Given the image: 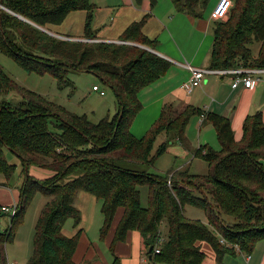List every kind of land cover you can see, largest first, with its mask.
I'll return each mask as SVG.
<instances>
[{
    "label": "trees",
    "instance_id": "obj_1",
    "mask_svg": "<svg viewBox=\"0 0 264 264\" xmlns=\"http://www.w3.org/2000/svg\"><path fill=\"white\" fill-rule=\"evenodd\" d=\"M140 3L142 0H135ZM156 0H152L154 3ZM31 24L6 10H0V51L13 57L30 73L53 74L61 87L72 83L70 70L97 74L117 97L116 113L94 123L87 114H76L36 91L18 85L0 69V174L11 180L18 166L6 157L11 150L21 161L20 199L12 223L0 230V264H6V247L16 234L14 227L40 191L49 198L40 211L28 264L77 263L74 255L82 231L63 232L70 219L82 221L74 196L86 191L103 201L105 216L101 228L106 237L119 209L123 210L111 244V264H123L116 244L131 230L144 237L155 264H202L203 241L210 243L219 260L238 246L251 254L264 240V121L262 111L244 120L241 140L235 138L230 118L193 105L182 111L165 105L153 127L141 138L131 124L142 108L139 91L164 77L171 63L156 52L128 43L70 41L54 37L47 28L61 24L78 9L87 11L85 37L95 38L92 20L96 4L90 0H0ZM181 12L201 16L211 0H173ZM226 21L214 23L211 69H264V0H232ZM145 18L131 25L121 41L155 48V41L143 33ZM259 43L255 55L251 48ZM16 92L13 103L7 94ZM205 115L214 125L221 148L200 147L197 155L209 166L207 174L194 175L171 168L166 175L149 169L175 139L185 142V131L195 115ZM122 117L120 118V116ZM166 138L156 147L159 136ZM174 139V140H173ZM156 147V148H155ZM34 168L50 171L49 178L26 173ZM25 174V175H24ZM169 182H171L169 184ZM148 188L147 205L141 188ZM187 204L204 209L208 222L184 214ZM0 206V218L6 213ZM1 221V219H0ZM166 222V239L161 225ZM223 238L227 243L221 242ZM160 247V252L156 249Z\"/></svg>",
    "mask_w": 264,
    "mask_h": 264
},
{
    "label": "crops",
    "instance_id": "obj_2",
    "mask_svg": "<svg viewBox=\"0 0 264 264\" xmlns=\"http://www.w3.org/2000/svg\"><path fill=\"white\" fill-rule=\"evenodd\" d=\"M90 1L96 4L92 20L94 39L118 43L131 25L145 18L142 29L147 37L155 41V48L152 50L171 63V68L164 77L139 91L142 108L131 124V131L135 137L144 136L160 117L163 107L169 103H173L178 111H182L186 105L190 104L209 113L216 112L230 118L237 140L242 139L244 120L248 115L262 111L264 121V71L253 77L257 81L252 88H246L244 84L234 88L235 75H222L216 72L207 74L202 85L191 93H187L183 88L190 77L186 63L196 67L211 68L212 45L215 37L213 27L216 21L212 15L219 0H211L208 9L201 16L196 17L180 12L173 0H156L154 3L152 0H142L140 3H136L135 0ZM86 20L87 11L78 9L69 13L61 24H50L47 28L40 25L38 27L54 37L63 38L64 36L71 41H84L83 39H87L84 38ZM129 44L141 45L131 41ZM114 112L116 113V109ZM185 136L184 143L175 139L180 141L176 143L178 149L175 147V152H180L182 155L181 157L175 153L181 159V162L175 165V170L188 169L194 175L207 174L210 170L209 166L198 169L195 166L192 167V164L196 159L202 158L196 154L200 147H211L214 150L222 147L216 128L205 119L204 114L195 115L188 123ZM165 138L166 136H159L161 141ZM172 144L174 141L171 142ZM13 164H16L18 169L11 180H7L6 176L0 174V206L13 205L20 199L19 186L23 181V176L19 174L20 159L18 163ZM76 197H78L77 200H74ZM74 199L73 202L80 210L82 221L75 227L74 220L71 219L73 220L71 230L68 234L65 231L68 223L63 230L68 236L77 233L78 229L83 232L74 261L111 264L113 256L110 248L123 210H118L108 235L102 237L101 228L105 219L102 212L103 201L86 191L74 196ZM203 221L208 222V217ZM29 233L34 238L35 235L31 231ZM27 236L29 234L23 236L22 233L15 236L11 243L17 245L20 252L16 258L8 259L7 257L6 264L10 261L28 264L27 261L34 249ZM201 247L206 254L202 264H264L263 241L248 255L235 246V249L225 253L221 260L216 258V251L210 243L203 241ZM115 253L123 264H155L152 256L149 255L144 237L136 230L129 231L126 240L116 244Z\"/></svg>",
    "mask_w": 264,
    "mask_h": 264
},
{
    "label": "rangeland",
    "instance_id": "obj_3",
    "mask_svg": "<svg viewBox=\"0 0 264 264\" xmlns=\"http://www.w3.org/2000/svg\"><path fill=\"white\" fill-rule=\"evenodd\" d=\"M7 9L9 8H7L4 4L0 3V10L8 11ZM8 12L13 14L11 11ZM227 18L228 16L226 17V19ZM60 39H66V37L63 36V38ZM119 44H123V43H119ZM259 45H260L259 43H255L251 47L255 55H257L259 51ZM138 46L142 48L146 47L148 50V47L145 45H138ZM0 69L6 72L11 78H13V80H15L18 85H22L30 90L38 92L47 99L49 100L51 99L53 103L63 106L68 111H71L78 115L87 114L90 120H92L94 123L100 121L101 119L107 117L108 115L113 116L115 114L114 110L117 107V97H115V93L112 90V88H110V86L108 87V85L105 82H103L102 79L95 73L93 74L88 71L70 70L68 72V78L72 83H68V86H65L63 88L58 84L57 78L53 74L51 73L40 74L36 72L30 73L27 70H25L21 65H19L13 57L1 51H0ZM95 84L100 87V90L98 91L94 90ZM101 91H104L105 94L102 95ZM6 97L8 100H11L13 103H18L21 101V96L14 91L7 94ZM160 142L161 140L158 138V141L156 142V147L159 145ZM176 143H180V141L174 140V144L172 145L170 144L168 150L161 157L156 159V162L154 163L153 166L149 167L148 170H150L151 173L154 174L158 173L164 176L170 171L171 168H174L176 164H179L181 162L180 161L181 159L178 158V155L182 157L181 153L175 152V147L176 149H178L177 148L178 145H176ZM175 153L178 155H176ZM6 157L9 158V160L12 163L19 162V159L16 156V154H14L9 149L6 150ZM194 166L198 169H201L202 166L207 167L208 163L203 158L201 159L198 158L195 160V163L192 164V167ZM28 174H31L36 178H49L50 176H52L53 173L47 171L44 168L32 167L31 169L28 170ZM147 194H148V188L146 186H142L141 200L143 201L144 205H147V200H146ZM77 198L78 197H76L74 200H77ZM48 200L49 198L39 191L35 195L33 201L31 202L32 203L31 206L28 208V211L25 214L24 222L22 223L19 222L14 227V234H16V236L17 234L20 233H22L23 236L24 234L25 236L29 234V236H27L26 238L29 240V243L31 244L32 248L34 244V238H32L29 232L31 231L35 235L34 233L36 226L35 220L39 215L40 212L39 210L42 209L43 206H45ZM10 209L11 211L9 212V214L11 215L13 214L14 210L12 206H10ZM184 214H186V216L188 217H191L192 219H198L201 221L205 220L208 217L204 209H200L190 204H187V206L185 207ZM0 219H1L0 230L4 231L5 229H8L10 224L12 223L11 217L5 214ZM72 222L73 220L70 219L67 226L65 227V231L67 232V234L69 230H71ZM161 229H163L162 230L163 234L161 237L163 238V240H165L166 233L168 230L166 222H163V224L161 225ZM262 241L264 243V240ZM12 244L13 243H10V246L7 245L6 247L7 249L5 254L6 260L7 257L8 259L16 258V256L20 252V249L17 247V245H12ZM159 264H167V263L159 262Z\"/></svg>",
    "mask_w": 264,
    "mask_h": 264
},
{
    "label": "built area",
    "instance_id": "obj_4",
    "mask_svg": "<svg viewBox=\"0 0 264 264\" xmlns=\"http://www.w3.org/2000/svg\"><path fill=\"white\" fill-rule=\"evenodd\" d=\"M232 4V0H219L218 3L216 4V8L213 11L212 18L214 20H226V17L229 14L230 8ZM84 41L88 42H93V41H99L102 42L101 40L97 39H83ZM119 43H128V42H119ZM129 44V43H128ZM187 68L190 71V77L187 82H185L183 88L186 90L187 93H191L195 88L199 87L202 85L204 82V78L207 74H213L214 72L222 74V75H228V74H233L235 75L234 82H233V87L236 88L241 84H244L246 88H252L256 84V79L253 78L255 75H257L259 72L264 71L263 68H251V67H243V68H232V69H211V68H203V67H196L193 65H190L186 63ZM259 79V78H258ZM94 90H100V87L98 85L94 86ZM101 94L104 95L105 92L101 91ZM171 182H169L170 184ZM10 206H12L14 212L13 214H9L11 211ZM18 209V204L14 203L13 205L9 206H3L2 210L4 213H6L8 216L15 215ZM162 236V235H161ZM159 237V243L163 241L162 237ZM221 242L227 243L223 238L221 239ZM160 247L156 249V253L160 252ZM250 257V256H248ZM7 264H18L15 261H10Z\"/></svg>",
    "mask_w": 264,
    "mask_h": 264
},
{
    "label": "water",
    "instance_id": "obj_5",
    "mask_svg": "<svg viewBox=\"0 0 264 264\" xmlns=\"http://www.w3.org/2000/svg\"><path fill=\"white\" fill-rule=\"evenodd\" d=\"M2 7V6H1ZM4 7V6H3ZM8 11H11L10 9H7ZM15 16H19L21 19H23V20H25V21H28V22H30L29 20H27L26 18H24L22 15H20L19 13L17 14V13H15L14 11H11ZM31 23V22H30ZM31 24H34V23H31ZM36 25V24H35ZM38 26V25H37ZM144 48H146V47H144ZM147 49V48H146ZM148 50H150V51H153L152 49H149L148 48ZM122 117V115L120 116V118ZM27 174V176L29 177V174L28 173H26Z\"/></svg>",
    "mask_w": 264,
    "mask_h": 264
},
{
    "label": "bare ground",
    "instance_id": "obj_6",
    "mask_svg": "<svg viewBox=\"0 0 264 264\" xmlns=\"http://www.w3.org/2000/svg\"><path fill=\"white\" fill-rule=\"evenodd\" d=\"M114 42V41H113Z\"/></svg>",
    "mask_w": 264,
    "mask_h": 264
}]
</instances>
